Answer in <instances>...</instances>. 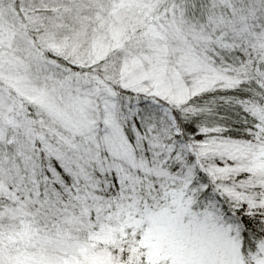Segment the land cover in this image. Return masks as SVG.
<instances>
[{
  "label": "snow or ice",
  "instance_id": "1",
  "mask_svg": "<svg viewBox=\"0 0 264 264\" xmlns=\"http://www.w3.org/2000/svg\"><path fill=\"white\" fill-rule=\"evenodd\" d=\"M0 264H264V0H0Z\"/></svg>",
  "mask_w": 264,
  "mask_h": 264
}]
</instances>
